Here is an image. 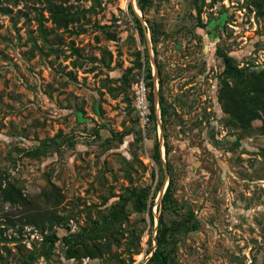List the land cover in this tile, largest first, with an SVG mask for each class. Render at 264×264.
Listing matches in <instances>:
<instances>
[{"label": "rangeland", "instance_id": "obj_1", "mask_svg": "<svg viewBox=\"0 0 264 264\" xmlns=\"http://www.w3.org/2000/svg\"><path fill=\"white\" fill-rule=\"evenodd\" d=\"M53 1L79 19L58 28L47 0H0V264H146L160 213L176 227L173 264H264L261 120L241 131L217 100L218 51L238 67H264L261 0H152L139 10L152 69L162 68L167 113L162 119L156 103L155 128L135 105L146 70L128 10L136 0ZM145 18L160 32L156 54ZM8 181L60 224H24V207L2 199ZM52 187L62 195L57 205L46 196ZM118 203L125 216L95 236L91 228L109 223ZM86 245L101 254L85 256Z\"/></svg>", "mask_w": 264, "mask_h": 264}, {"label": "trees", "instance_id": "obj_2", "mask_svg": "<svg viewBox=\"0 0 264 264\" xmlns=\"http://www.w3.org/2000/svg\"><path fill=\"white\" fill-rule=\"evenodd\" d=\"M47 8L50 13V18L52 22L56 25V27L67 28L69 24L77 21L79 19L78 14L72 13L65 5L62 3H57L53 0H47ZM152 0H136V4L138 9L144 15L145 10L148 8L149 4ZM196 5V1L193 2ZM258 8H262V12H264V0L260 1ZM128 10L133 15V18L136 23V27L140 33V41L144 45V62H145V83L148 87V100L150 107V115L149 118L154 124V128L156 127V115H155V100H154V92H155V80L153 76V69L151 66V62L149 60V54L147 50L146 44V36L144 33V27L141 24L140 19L137 17L135 11L128 5ZM145 22L147 24V29L150 33V42L152 44V49L154 54H156V46L159 38V30L158 26L155 25L152 21L145 18ZM41 33H45L44 30H41ZM219 56L223 61V69L218 77V87H217V100L221 106L222 111L228 116V119L232 123L233 126L238 127L241 131L247 132L251 126L252 121L255 119L261 120L260 130L264 133V67L259 70H247L243 67H238L231 56L218 51ZM157 61V60H156ZM136 63L141 66L140 62V53L138 55V59ZM156 73H157V83H158V105L160 116L164 119L167 113V106L162 92V68L160 63H156ZM54 139H50L48 143L43 142V146H48L50 143L53 144ZM167 151V149H165ZM262 155L264 157V147L262 148ZM153 158L161 167V157H160V149L159 142L155 139L153 144ZM162 168V167H161ZM7 174H0V180L6 178ZM163 179V178H162ZM172 173L169 172L168 183L164 192L161 196L162 202H167L169 197L171 196V184H172ZM162 182H160V185ZM160 189V188H158ZM46 196L48 200L52 202L53 205H57L62 200V195L58 191V188L52 187L48 192H46ZM1 196L2 199L10 204H18L24 207V216L25 219L24 224L30 225H41V227L45 226V223L48 222L49 225H58L60 224V216L56 213L52 212L48 214V219L45 220L44 213L40 212L36 207V203L32 200V198H28L21 191L19 187H17L14 183L8 181L4 187L1 188ZM135 205L137 210H144L146 207V197L143 192L136 194ZM125 206L124 203H118L113 207L110 212V216L105 220L109 221V223L104 222L101 225H96L91 228V232L97 236L98 230L102 228L105 230V226L112 225L113 221L122 216H125L124 212ZM193 217V213H189V218ZM188 228V227H187ZM197 223L193 221L191 223V229H196ZM176 227L173 224H167L163 219L162 214L160 213L158 216V226L155 233L156 247L152 254V256L148 259L146 264H173L170 258V247L169 245L172 242V239L175 234ZM90 231V230H89ZM46 240L50 243L54 242L58 239V235L53 232L49 235L45 236ZM66 242L70 243V239L65 238ZM102 247L91 249L88 245L85 246V252L83 253L85 256L95 257L101 254ZM79 248L69 247V255L71 257L77 256Z\"/></svg>", "mask_w": 264, "mask_h": 264}, {"label": "built area", "instance_id": "obj_3", "mask_svg": "<svg viewBox=\"0 0 264 264\" xmlns=\"http://www.w3.org/2000/svg\"><path fill=\"white\" fill-rule=\"evenodd\" d=\"M135 105L139 111L141 119L146 121L148 119L149 111V100H148V88L146 86L143 75L135 82Z\"/></svg>", "mask_w": 264, "mask_h": 264}, {"label": "bare ground", "instance_id": "obj_4", "mask_svg": "<svg viewBox=\"0 0 264 264\" xmlns=\"http://www.w3.org/2000/svg\"><path fill=\"white\" fill-rule=\"evenodd\" d=\"M136 5L134 4V7H135ZM135 12H136V14L137 15H139V9H138V7L136 8L135 7ZM157 77V76H156ZM156 88H157V78H155V93H156ZM157 95V94H156ZM155 105H156V98H155ZM157 106V105H156ZM166 185H167V183L164 185V187H162V189H161V191L159 192V194L158 195H160V197H159V199L161 198V196H162V194H163V192H164V189L166 188Z\"/></svg>", "mask_w": 264, "mask_h": 264}, {"label": "water", "instance_id": "obj_5", "mask_svg": "<svg viewBox=\"0 0 264 264\" xmlns=\"http://www.w3.org/2000/svg\"><path fill=\"white\" fill-rule=\"evenodd\" d=\"M154 70H155V69H153V76H154V80H155V78H156V76H157V73H156V70H155V71H154ZM156 94H157V92H156V93L154 92V100H155V98H156V103H158V102H157L158 94H157V95H156Z\"/></svg>", "mask_w": 264, "mask_h": 264}]
</instances>
